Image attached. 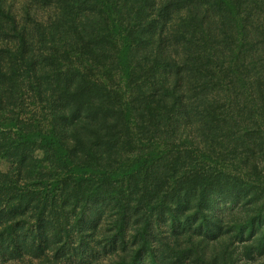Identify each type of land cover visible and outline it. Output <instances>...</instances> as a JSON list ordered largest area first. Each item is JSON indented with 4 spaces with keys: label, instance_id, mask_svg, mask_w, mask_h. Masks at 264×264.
<instances>
[{
    "label": "trees",
    "instance_id": "trees-1",
    "mask_svg": "<svg viewBox=\"0 0 264 264\" xmlns=\"http://www.w3.org/2000/svg\"><path fill=\"white\" fill-rule=\"evenodd\" d=\"M0 264H264V0H0Z\"/></svg>",
    "mask_w": 264,
    "mask_h": 264
}]
</instances>
